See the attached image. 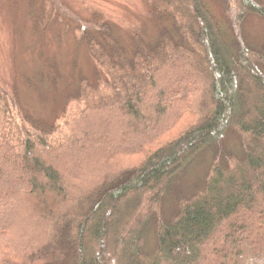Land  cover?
<instances>
[{
  "label": "trees",
  "instance_id": "1",
  "mask_svg": "<svg viewBox=\"0 0 264 264\" xmlns=\"http://www.w3.org/2000/svg\"><path fill=\"white\" fill-rule=\"evenodd\" d=\"M144 1L153 40L81 29L95 78L54 122L0 89V264H264V0H232L233 44L203 0Z\"/></svg>",
  "mask_w": 264,
  "mask_h": 264
},
{
  "label": "rangeland",
  "instance_id": "2",
  "mask_svg": "<svg viewBox=\"0 0 264 264\" xmlns=\"http://www.w3.org/2000/svg\"><path fill=\"white\" fill-rule=\"evenodd\" d=\"M203 2L226 40L233 44L230 25L236 11L232 0ZM149 11L144 0H0V89L16 91L28 115L54 122L80 80L95 78L96 65L78 40L81 29L95 33L92 24L106 21L126 44L135 28L143 29L146 38L153 40L156 28ZM243 39L253 48L260 47L264 43V19L247 17ZM226 140L232 145L228 133ZM210 160L209 150L197 157L193 168L170 189V202L176 190L189 194L202 182ZM169 212L164 204V214L169 216Z\"/></svg>",
  "mask_w": 264,
  "mask_h": 264
}]
</instances>
